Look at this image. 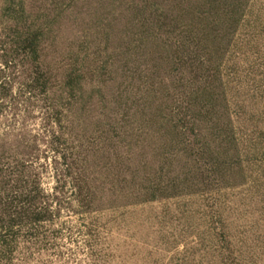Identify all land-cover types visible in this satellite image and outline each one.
I'll use <instances>...</instances> for the list:
<instances>
[{
    "label": "rangeland",
    "instance_id": "374dc122",
    "mask_svg": "<svg viewBox=\"0 0 264 264\" xmlns=\"http://www.w3.org/2000/svg\"><path fill=\"white\" fill-rule=\"evenodd\" d=\"M32 20L0 166L52 213L0 264H264V0H0V54Z\"/></svg>",
    "mask_w": 264,
    "mask_h": 264
},
{
    "label": "trees",
    "instance_id": "16d2710c",
    "mask_svg": "<svg viewBox=\"0 0 264 264\" xmlns=\"http://www.w3.org/2000/svg\"><path fill=\"white\" fill-rule=\"evenodd\" d=\"M25 30L19 28L14 33V46L2 50L0 58L5 64L0 66V98L7 88L5 67L23 53L28 64L26 87L32 91H45L50 77L41 64L42 42L45 30L34 24ZM6 86V87H5ZM43 190L36 175L26 174L23 163L16 162L9 172L0 166V259L7 257L15 242V229L25 224H39L51 217L50 206L42 199Z\"/></svg>",
    "mask_w": 264,
    "mask_h": 264
}]
</instances>
